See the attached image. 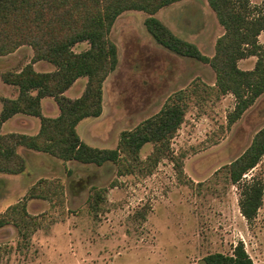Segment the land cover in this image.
<instances>
[{
    "label": "rangeland",
    "instance_id": "1",
    "mask_svg": "<svg viewBox=\"0 0 264 264\" xmlns=\"http://www.w3.org/2000/svg\"><path fill=\"white\" fill-rule=\"evenodd\" d=\"M149 16L127 11L111 32L119 63L104 85L103 114L77 127L81 139L93 147L116 149L124 132L161 112L176 93L196 82L215 86L210 65L156 43L145 26ZM155 17L209 57L225 32L208 0H184ZM260 42L264 45V32ZM89 47L83 42L74 50ZM33 57V49L23 46L0 58V114L2 100L19 92L3 82L2 74L22 70ZM256 61L251 57L239 66L252 70ZM36 67L39 72L55 70L44 61ZM87 84L88 78L82 77L65 95L77 99ZM42 105L45 116L60 115L53 98ZM235 106L232 94L188 100L185 121L171 141V156L129 174H122L123 162L99 167L20 148L27 166L18 175L0 174V214L25 203L39 229L27 244L17 227L0 229V264H206L207 255H231L239 242L255 264H264V190L258 216L249 225L239 205L241 185L226 170L264 128V94L231 125ZM40 127V118L18 114L2 132L35 135ZM153 151V144L145 145L142 161ZM253 178L264 189V156L244 181ZM47 188L49 193L58 190L52 200L42 195ZM96 191L105 198L98 209L92 207Z\"/></svg>",
    "mask_w": 264,
    "mask_h": 264
},
{
    "label": "trees",
    "instance_id": "2",
    "mask_svg": "<svg viewBox=\"0 0 264 264\" xmlns=\"http://www.w3.org/2000/svg\"><path fill=\"white\" fill-rule=\"evenodd\" d=\"M181 1L184 0H0V58L23 46L34 51L33 63L20 71L2 74L3 82L17 86L19 95L5 99L0 114V174L24 172L27 163L20 148L99 167L123 162L122 174L133 173L143 164L155 167L171 156V141L185 121L188 100L192 98L207 100L211 95L217 98L234 95L236 106L229 114V122L231 125L237 122L264 94V45L260 42L264 32V0L261 5L252 0H208L225 31L218 38L212 57L155 17L161 9ZM127 11L149 14L145 26L156 43L177 55L210 65L216 73V83L211 87L196 82L192 88L176 93L161 112L134 130L124 132L116 149L93 147L81 139L77 127L83 120L103 114L104 85L119 63L118 46L111 39V32ZM83 42L89 43V49L76 52L74 47ZM251 57H257L254 69H241L240 61ZM43 61L55 70L37 71L34 63ZM82 77L88 78L84 94L77 99L67 97L66 91ZM47 97L59 106V116L43 114L42 100ZM18 114L40 118L39 132L3 133V124ZM147 144H153L154 151L147 161H142L140 153ZM263 156L264 128L255 135L251 146L226 167L231 181L241 185L239 205L249 225L258 216L264 189L254 178L244 181V177L258 166ZM48 188L42 195L52 200L58 190L45 192ZM104 200L102 192L96 191L92 207L98 209ZM9 225L19 229L23 244L29 243L39 229L25 203L12 205L0 214V229ZM204 261L255 264L243 242L236 245L231 255L212 253Z\"/></svg>",
    "mask_w": 264,
    "mask_h": 264
},
{
    "label": "crops",
    "instance_id": "3",
    "mask_svg": "<svg viewBox=\"0 0 264 264\" xmlns=\"http://www.w3.org/2000/svg\"><path fill=\"white\" fill-rule=\"evenodd\" d=\"M38 63H41V62H38ZM34 66H35V68H37V67H36V66H37V63L34 64ZM11 86H12V85H11ZM13 86H14V85H13ZM15 87H17V86H15ZM18 93H19V92L17 91V95L12 96V97H11V96H10V97L6 96V98H4V99L2 100L3 105H4V100H5V99H8V98H10V99H11V98H12V99L14 98V99H15V98H17V96L19 95ZM46 99H47V98L43 99V100H42V103H43ZM34 118H35V117H34ZM11 119H12V118H11ZM6 122H7V121H6ZM6 122L3 124V127H4V125L6 124ZM3 133H4V132H3ZM8 133H11V132H8Z\"/></svg>",
    "mask_w": 264,
    "mask_h": 264
}]
</instances>
